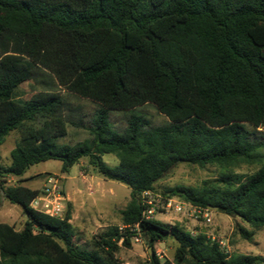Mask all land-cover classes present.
Here are the masks:
<instances>
[{"label": "trees", "instance_id": "obj_1", "mask_svg": "<svg viewBox=\"0 0 264 264\" xmlns=\"http://www.w3.org/2000/svg\"><path fill=\"white\" fill-rule=\"evenodd\" d=\"M17 56L14 62L2 57ZM29 83L34 93L20 97ZM96 105L91 119L66 96ZM152 105L167 121L154 126L136 108ZM128 112L119 132L109 112ZM68 128L88 137L59 144ZM19 132L0 177L61 162L60 171L86 159L103 179L130 189L121 225H137L151 252L167 238L174 264H264V257L226 254L205 234L143 220L142 192L179 163L216 166L218 180L164 192L200 208L264 228V0H0V146ZM103 155L118 164L108 166ZM257 166L249 175L230 170ZM26 217L22 228L0 223V264H123L137 231L107 227L94 249L74 242L70 207L63 218L30 208L39 194L21 185L0 188ZM235 233L251 241L253 231Z\"/></svg>", "mask_w": 264, "mask_h": 264}, {"label": "rangeland", "instance_id": "obj_2", "mask_svg": "<svg viewBox=\"0 0 264 264\" xmlns=\"http://www.w3.org/2000/svg\"><path fill=\"white\" fill-rule=\"evenodd\" d=\"M17 59V56L12 54L2 57V60L10 62ZM18 93L21 98L28 99L34 91L29 83H24ZM66 99L76 113L84 115L86 122L91 119L96 109L94 103L74 95H67ZM134 113L144 116L154 126L164 124L167 121L163 115L149 104L136 108ZM109 117L114 128L121 132L126 126L128 112L110 111ZM19 136L18 131L10 132L0 146V166L2 168L10 164L9 153L18 142ZM87 137L86 131L68 128L67 136L59 139L57 143L73 145ZM101 158L108 166L113 167L118 164L113 155H103ZM60 168V161L48 160L29 167L21 177H0V188L21 185L40 192L48 180H55L57 187L65 196V202L70 207L71 214L73 215L75 210H78L70 221L74 230V242L81 248L93 250L95 237L107 227L121 225L120 212L130 200V189L120 183L103 179L88 165L86 159H81L67 173H62ZM256 169H258L257 166L242 165L230 171L239 175H249ZM222 171L216 166L201 168L179 163L154 185L153 191L165 195L166 190L176 186L199 188L205 181L220 179ZM208 210L211 216L209 224L204 223L201 218L196 219L174 212L156 213L154 220L170 226H179L194 235L205 234L210 239L221 242V250L226 254L264 257V228L253 230L239 219L226 216L211 208H208ZM86 213L87 216H83ZM25 219L26 217L20 207L6 201L0 191V222L12 224L13 227L18 228L22 227ZM237 224L253 231L254 235L251 241L243 240L235 233ZM154 246L163 255L160 259L162 263L174 264L173 257L177 244L173 239L167 238L164 241L157 242ZM150 252L147 244L141 238L140 243L131 242L130 248H120L116 258L123 264H149L148 254Z\"/></svg>", "mask_w": 264, "mask_h": 264}, {"label": "built area", "instance_id": "obj_3", "mask_svg": "<svg viewBox=\"0 0 264 264\" xmlns=\"http://www.w3.org/2000/svg\"><path fill=\"white\" fill-rule=\"evenodd\" d=\"M140 203L143 206L141 217L143 220H154L156 213L166 214L168 212H174L176 214L187 215L196 219L201 218L204 223L209 224L211 222L210 211L208 208H200L190 203L178 200L175 197H169L155 193L153 190L142 192L140 195ZM30 208L36 212L42 213L49 217L63 218L66 212L65 196L61 190L57 187L56 181L48 180L39 194L31 201ZM120 232L127 229L129 231H137L130 237V242L140 243L141 237L138 234L137 225H119ZM194 236V234L191 233ZM212 241H215L211 239ZM220 248L222 243L217 242ZM156 244V243H155ZM154 244V245H155ZM149 250H151L149 248ZM155 257L162 259V253L153 248ZM172 264V263H170Z\"/></svg>", "mask_w": 264, "mask_h": 264}, {"label": "crops", "instance_id": "obj_4", "mask_svg": "<svg viewBox=\"0 0 264 264\" xmlns=\"http://www.w3.org/2000/svg\"><path fill=\"white\" fill-rule=\"evenodd\" d=\"M25 187V186H24ZM27 188V187H26ZM30 189V188H29ZM31 190H34V189H31ZM65 204H66V202H65ZM66 210H67V204H66ZM77 211L78 210H75V213L72 215L71 214V218H74V215L77 213ZM83 216H87V213L86 214H83ZM26 221V219L24 220V222ZM70 221H71V219H70ZM24 222H23V224H24ZM0 223H3V224H8V223H4V222H0ZM8 225H11V226H13L12 224H8ZM23 226V225H22ZM15 228V227H14ZM22 227H18V228H15L16 230H20Z\"/></svg>", "mask_w": 264, "mask_h": 264}, {"label": "water", "instance_id": "obj_5", "mask_svg": "<svg viewBox=\"0 0 264 264\" xmlns=\"http://www.w3.org/2000/svg\"><path fill=\"white\" fill-rule=\"evenodd\" d=\"M208 208H211V209H213V210H216V207H208ZM149 251H151V250H149Z\"/></svg>", "mask_w": 264, "mask_h": 264}]
</instances>
